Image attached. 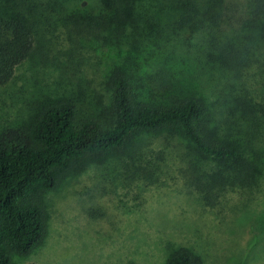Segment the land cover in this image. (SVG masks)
<instances>
[{"label": "rangeland", "instance_id": "rangeland-1", "mask_svg": "<svg viewBox=\"0 0 264 264\" xmlns=\"http://www.w3.org/2000/svg\"><path fill=\"white\" fill-rule=\"evenodd\" d=\"M64 1L61 16L81 20L43 24L34 35L30 54L0 86V129L25 124L62 98L77 117L101 118L109 73L119 70L134 101L200 100L206 131L236 140L257 174L250 186L204 202L190 180H205L215 162L179 130L138 131L141 163L151 173L136 172L119 150L82 158L41 194L43 237L9 264H165L178 247L198 264H264V0H217L216 18L201 24L184 0H136L115 45L84 25L108 11L107 0Z\"/></svg>", "mask_w": 264, "mask_h": 264}, {"label": "trees", "instance_id": "trees-1", "mask_svg": "<svg viewBox=\"0 0 264 264\" xmlns=\"http://www.w3.org/2000/svg\"><path fill=\"white\" fill-rule=\"evenodd\" d=\"M136 0H107V10L84 25L86 33L110 44L121 42L132 21ZM64 0H0V86L10 82L17 65L33 48L34 35L61 16ZM199 24L216 18L217 0H184ZM57 14L58 18L53 16ZM77 20H81L78 18ZM75 20V22H77ZM110 102L103 117H77L67 98L42 105L25 124L11 123L0 129V264H9L12 254H27L43 237L46 211L41 194L56 185L60 173L71 171L82 158L119 150L136 172L151 170L142 165L138 131L176 129L199 154L211 158L215 169L190 180L204 202H212L220 190L248 187L255 180L258 164L246 158L237 142L208 133L203 125L204 107L194 97L170 105L134 101L130 81L119 70L109 73ZM253 123V120H250ZM142 162V163H141ZM143 170V171H142ZM185 247L174 249L165 264H198ZM25 264H36L27 262Z\"/></svg>", "mask_w": 264, "mask_h": 264}]
</instances>
